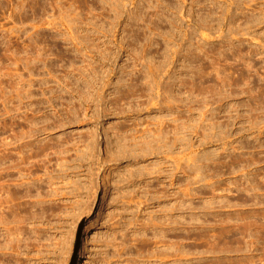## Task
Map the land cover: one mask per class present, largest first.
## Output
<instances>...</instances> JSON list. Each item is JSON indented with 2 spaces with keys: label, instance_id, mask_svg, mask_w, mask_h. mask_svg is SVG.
<instances>
[{
  "label": "rangeland",
  "instance_id": "rangeland-1",
  "mask_svg": "<svg viewBox=\"0 0 264 264\" xmlns=\"http://www.w3.org/2000/svg\"><path fill=\"white\" fill-rule=\"evenodd\" d=\"M138 251L264 264V0H0V264Z\"/></svg>",
  "mask_w": 264,
  "mask_h": 264
},
{
  "label": "bare ground",
  "instance_id": "bare-ground-1",
  "mask_svg": "<svg viewBox=\"0 0 264 264\" xmlns=\"http://www.w3.org/2000/svg\"><path fill=\"white\" fill-rule=\"evenodd\" d=\"M175 128H178V127L175 126ZM174 130H175V129H174ZM173 132H174V131H173ZM168 133H169V132H168ZM168 133H167V134H168ZM157 134H158V133H157ZM160 134H162V133H160ZM160 134H158L159 137H158V135H157V136H155V137H157V138H153V139H156V140H150V142H148V143H147V142H144V140H142V141H141V140H140V141L138 140V141H137V138H136V143H134V142H135V137L132 138V139H134V140H133V144H134L135 146H137V147H139V146L141 147V148L139 147V148H140V149H139V148H134V146H133L132 149H137V150L139 149V150H140V153L142 152V153H144V155H146V154H145V151L143 150V148H145V149L147 148L146 145H147V146H150L149 148H151V149H152V148H156V147H154V146H156V143H157V145L159 146L158 143L163 142V141H164L163 144H164V143H165V144L167 143V145H168L169 143H168V142H165L166 140H163V138H161ZM164 137H166V136H164ZM201 137H203V136H201ZM140 138H141V137H139V139H140ZM172 138H173V137H172ZM165 139H166V138H165ZM169 139H170V138H169ZM204 139H205V138H204ZM162 140H163V141H162ZM175 140H176V138H175ZM175 140H174V138H173L171 142L173 143V141H175ZM153 141L156 142V143H154ZM171 142H170V143H171ZM176 142H177V140H176ZM172 143H171V146H174L175 143H174V145H172ZM144 144H146L145 147H143ZM150 144H151V145H150ZM160 144L163 145L162 143H160ZM165 144H164V145H165ZM152 145H153V146H152ZM127 147H128V146H127ZM127 147H125V146L123 147V149H125V150H123L124 152L122 153V155H124L125 153H127V152H126V151H127V150H126ZM159 147H161V146H159ZM159 147H157V149H156V150H158V151H156L155 149H152V151H153V152H154V151H155V152H159V150L161 149V148L159 149ZM162 147H166V146H162ZM167 147H168V146H167ZM128 148H129V147H128ZM171 148H172V147H171ZM130 150H131V149H130ZM137 150H134L135 153H136L135 156H138V159H139L140 155H138L139 153L136 152ZM147 150H148V148H147ZM147 150H146V151H147ZM132 151H133V150H132ZM134 151H133V152H134ZM149 151H150V150H148V152H149ZM155 152H154V153H155ZM137 153H138V154H137ZM130 154H132V153H130ZM148 154H152V153L150 152V153H148ZM132 155H133V154H132ZM142 155H143V154H141V156H142ZM135 156H134L133 159L137 158V157H135ZM147 156H148V155H147ZM142 157H143V156H142ZM142 157H141V158H142ZM138 159H137V160H138ZM135 160H136V159H135ZM156 166L158 167V165H156ZM193 166H194V165H193ZM160 167H161V166H160ZM158 168H159V167H158ZM174 168H176V167H174ZM188 168H189V167H188ZM191 168H192V167H191ZM159 169H160V168H159ZM144 170H145V169H144ZM164 170H165V169H164ZM172 170H173V167H172ZM187 170H188V169H187ZM192 170H193V168H192ZM194 170H196V169H194ZM159 171H160V170H159ZM157 172H158V171H157ZM187 172H189V171H187ZM160 173H161V172H160ZM162 173H163V172H162ZM171 174H173V173H171ZM131 175H132V174H131ZM173 175H175V174H173ZM14 218H15V217H14ZM171 219H172V218H171ZM168 220H170V219H168ZM170 221H172V220H170ZM151 222H152V221H149V223H147L146 226H147V225H150V224H151V225L156 224V223H154V222H153L154 224L151 223ZM157 223H158V225L161 224V223H159V222H157ZM156 225H157V224H156ZM154 226H155V225H154ZM154 226H153V228L156 227V226H155V227H154ZM158 227H159V226H158ZM158 227H157V228H158ZM150 228H151V227H150ZM157 228H156V229H157ZM159 228H160V227H159ZM153 230H154V229H153ZM13 232H14V231H13ZM159 233H160V232H159ZM15 234H16V233H15ZM122 234H123V233H122ZM124 234H125V233H124ZM159 235H160V236H158V234H157V235L154 234V236L152 237L153 239H157V240L159 239L158 241L156 240L157 243L160 242V241L162 240V239L160 240V237H161L162 234H159ZM13 236H14V235H13ZM162 236H163V235H162ZM15 237H16V236H15ZM15 237H14V238H15ZM121 237L123 238L124 236H121ZM124 238H126V237H124ZM146 239H147V238H146ZM146 239H145V240L142 239L143 242H141V244L143 243V244H145V245H148V244L145 243V241H146L147 243H149L150 241H152V240L149 241V240H146ZM12 240H13V239H12ZM16 240H17V237H16ZM16 240H15V241H16ZM121 240H122V239H121ZM123 240H125V239H123ZM135 240H136V239H135ZM135 240H134V241H135ZM140 240H141V239H140ZM13 241H14V240H13ZM153 241H154V240H153ZM162 241H163V240H162ZM138 242H139V240L137 241V243H138ZM12 243H13V242H12ZM16 243H17V241H16ZM120 243H121V242H120ZM120 243H118V244H120ZM122 243H123V245H124V241H122ZM122 243H121V244H122ZM135 243H136V242H135ZM161 243H162V242H161ZM121 244H120V245H121ZM141 244H139V245H141ZM151 244H153V242H151ZM151 244H149V246H150ZM15 245H16V244H15ZM15 245H14V246H15ZM153 245H154V244H153ZM153 245H152V246H153ZM157 245H158V244H157ZM116 246L118 247V245H116ZM121 246H122V245H121ZM124 246H125V245H124ZM154 246H155V245H154ZM16 247H17V246H16ZM18 247H19V246H18ZM119 247H120V246H119ZM142 247H144V245H143ZM156 247H157V246H156ZM147 248H150V247H147ZM117 249H118V248H117ZM117 249H116V251L119 250V249H118V250H117ZM12 250H14V247H13ZM123 250H124V249H123ZM146 250H147V249H146ZM16 251H17V250H16ZM116 251H115V252H116ZM119 251H120V250H119ZM17 252H18V251H17ZM138 252H139V251H138ZM140 252H141V255H143V254H142L143 251H140ZM140 252H139V253H140ZM147 252H148V251H147ZM176 252H177V251H176ZM120 253H123V251H121ZM120 253H119V254H120ZM163 253H164V252H163ZM163 253H162V254H163ZM171 253H172V252H171ZM174 253H175V251H174ZM174 253H173V254H174ZM177 253H180V252H177ZM177 253H176V255H177ZM114 254H115V253H114ZM119 254H118V255H119ZM137 254H138V253H137ZM147 254H148V253H146V254H144V255L146 256ZM150 254H151V255H150ZM150 254H148L149 257H152L151 259H153V257H154V259H155V263H156V264H161V263H162L163 260H161V257H160L161 253H160V252H154V251H152V253H150ZM121 255H122V254H120V256H121ZM138 255H139V256H138ZM138 255H137V257H138V259H139L141 255H140V254H138ZM144 255H143L142 257H144ZM165 255H166V254H164L163 256H165ZM178 255H179V254H178ZM147 257H148V256H147ZM149 257H148V259H149ZM174 257H175V256H174ZM136 259H137V258H136ZM140 259H141V258H140ZM148 259H147V260H148ZM154 259H153V260H154ZM142 260H143V258H142ZM145 260H146V259H145ZM175 260H176V259H175ZM126 261L129 262L128 259H126ZM134 261H137V260H134ZM148 261H149V260H148ZM138 262H139V261H138ZM131 264H132V263H131ZM134 264H135V262H134ZM138 264H139V263H138ZM173 264H174V263H173Z\"/></svg>",
  "mask_w": 264,
  "mask_h": 264
}]
</instances>
